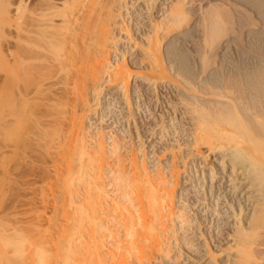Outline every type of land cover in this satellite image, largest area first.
<instances>
[{
  "label": "bare ground",
  "instance_id": "obj_1",
  "mask_svg": "<svg viewBox=\"0 0 264 264\" xmlns=\"http://www.w3.org/2000/svg\"><path fill=\"white\" fill-rule=\"evenodd\" d=\"M202 1L203 0H179L176 4H173L172 7L167 8V10L165 9L160 20L156 19L152 22L151 30L146 35V38H144L140 48L138 47L139 49L138 52H136L135 58L132 59L135 66L140 68V65H142V69L147 63V67H149L148 69H150L151 72L147 74L143 73V75L142 73L133 74L126 62L121 63L123 60L119 62L121 64L116 62L114 65H109L108 63V49L109 45H111L109 44L111 39L109 27L113 17L110 7V5L113 4L111 0H0V64L7 65L11 62L9 70L11 72L13 71L12 73L14 74L12 78H16L15 80L19 77L20 79L25 77V79L22 80L24 83L19 79L17 82H21L20 84L15 82V86H17V84H23L22 89L19 85L18 87L20 90L17 87L14 88V85L10 83L11 86L8 85V87L16 90L14 93V91L10 89V91H13L10 93L8 88L7 94L8 97H11L10 94L12 93L20 95L22 99L13 97L14 94L12 97L19 101V104L20 101L21 103L25 102L26 106L29 102L31 104L32 102L36 103V100H40L42 105V111H40L43 112L44 110V113H46L44 117L53 116L52 118H54V116H56V120L54 118V126L56 127L58 120V129L62 132L65 128L64 125L67 124L66 122H72L71 125L73 127V122L79 118L78 112L82 110L86 112L90 108L88 93H90L94 87L98 86L104 74L107 77L105 82H109L119 90H126L129 86V82L133 80V77L142 78L147 85L153 87L152 91L155 93L154 97H156V101H158V94L156 95L158 84L161 83L162 79H165V81L162 82L171 83L173 80L170 77L174 74V76H177L175 78H179V81H173L171 84L175 87L179 102L183 104L184 113L189 115L193 123L195 145H197L198 148H200V146L204 147V145L205 147L207 146V152H209V154L219 151L222 155L221 157L226 159V161L221 163L222 170L225 168L231 169L227 178L231 183L230 187L235 193V196L234 204L229 207L232 211L231 216L234 218L235 223L233 222L234 224L230 229L226 232L224 231L225 234H221L223 239H228L232 242V244L226 246L225 249H227V251H223L226 253L228 252L227 256H231V258L227 260L228 263L225 264H264V54L260 53L261 57L257 58L252 56V58L254 57L257 60L255 61V66L242 68L240 70L237 68L236 71L235 68L234 72H237V75L232 74L234 77L232 76L233 79L229 82L226 81L231 77L229 76L228 79L225 76L227 80L220 84L224 80H217V78H221L222 76L218 77L214 74L215 76L213 77L212 72L217 68L213 67L210 70L211 66L209 67L208 61L210 58L214 57L223 44L229 43L233 37L231 35L232 33L235 34L237 31L241 30L242 19L235 14L237 19L234 20L233 18V20L236 22V25L232 27L233 24L231 25L230 23L228 25V20H225L224 15L221 13L220 15L217 11L204 14L206 9H203L204 12L201 11L203 8L201 4ZM240 1H243L242 4L245 3L247 6H251L252 10L254 9L253 13L256 12L261 18L260 26H258V28L254 27V29L249 32L246 31V33L251 32L252 34L264 37V0ZM191 11L199 12L198 17L192 24L197 28H195L197 30L196 32H198L197 34L200 36L199 43H201V45H199L200 47L202 46V52H200L201 54L196 58L200 68V70H198L199 73L197 72V77H190V79L189 77L187 78V76L182 77L180 74V66L177 67L178 64H176V59H174L175 52L172 53L171 47L173 46H171V44L175 39L177 40L181 36L183 37L185 32L189 31V27L187 28V26L190 22V16L188 15ZM137 12H139V9ZM137 19L138 18L135 19L136 22ZM140 23L138 22L133 25L136 26L137 24L139 27ZM126 29L131 30V27H125V30ZM129 32L126 33L129 34ZM249 55H251V52ZM211 61H209V63ZM144 63L145 65H143ZM5 67L7 68L8 66ZM154 68L158 69L156 73L153 71ZM230 68H232V66ZM7 72L5 75L8 74ZM11 72L10 74H12ZM214 73H216V71ZM3 75L1 72L0 76L2 77ZM18 75L21 76L18 77ZM4 78L6 79V77ZM4 78H1L0 81L2 79L4 80ZM9 78L3 82H6V84L7 82H12L14 84L12 78L11 81L8 80ZM0 84H3L2 81ZM3 85H5V83ZM6 86L4 87L7 88ZM2 91L0 89V92ZM5 96L3 97L5 98ZM13 98L11 100H13ZM126 98L128 99V97ZM22 100L24 102H22ZM17 101L16 103H18ZM38 106L34 108L38 110ZM22 110L25 109L22 108ZM68 110H71L70 116L72 115L74 121L72 119L68 121ZM42 116L39 118L38 124L42 122ZM80 119H82V117ZM45 122L44 125L48 129V126H50L47 125L48 120ZM51 122L52 121L48 122V124ZM77 123L80 124V122ZM52 124L53 122L51 125ZM74 126L77 131L82 128L78 125L77 127L76 124ZM58 129H55V133H57L56 131H58ZM51 131L54 132V128ZM74 131L76 132V130ZM57 140L56 138H52L49 141L50 143L57 142V146L56 144L53 145L59 150L56 152L57 156H60V160H65L68 163L67 167L63 168L64 171L61 172V175L64 176L61 180L63 185L60 188L61 190L64 188L63 193L61 191V194L64 196V205L62 204L63 208L61 209L63 211V216H61L64 217V222L63 226L59 228V230L61 229V234L57 235L55 239L56 242L59 237V241L57 242L60 244V248L61 246L64 247L62 249L63 252L61 251L62 253H59L60 250L57 248L58 246L55 247L57 242L54 246L52 244V236H49L51 237L50 241L49 237L44 233L48 230L47 228L43 227V230L40 229L42 227L39 226V229L43 231L39 232V229L35 230V228L34 230L37 231L35 234L33 230V232L31 231L33 228L31 226L32 228L30 227L29 231L33 234L28 232L31 236L27 233L26 235L21 234V231H19L21 233H13L16 235L12 234L13 236L8 242L12 250V256L8 258V264H49V262H51L50 260H53L51 257H53L54 252L55 255L58 253L63 256L64 254L62 259L63 262L60 258V261L57 259L62 264H107L104 261L106 260L104 258L106 254L103 255L102 253L103 244L106 242L105 240H107L105 238H111V241H113V233L116 232H111V227L113 226L111 222V227L109 226L111 229L110 231L108 227L110 224L108 222L111 217L105 215V213L110 214L112 210H115V212L121 211L122 214H120L122 216L120 215V218H122V222L119 223L120 221H117L114 223L113 220L115 219H111V221H113L115 226L117 223L123 225V227L118 225L119 228L122 227V233H118V236H114L113 238L115 239L113 242L114 244H120L119 246L115 245L121 248L123 254L120 256L118 254L119 257L122 256L120 258L121 262L118 261V263L115 262L114 264H132L134 257L136 261L133 263L151 264V261L160 257V255L164 257L167 252L165 253L163 249L164 241L162 240V233L159 234V229L157 232L156 228L157 226L163 225V218L168 216V214L171 215L172 212V209L169 207L172 201L170 202L169 199L173 197V189L169 191L168 188H166L167 181L165 182L160 174L151 178L144 169H139V165L137 166L138 163L136 164L134 161L135 159L130 160L132 168L131 174L130 172L128 174V170L125 171L123 167H118L117 170H113L114 172L111 171L112 175L115 173V176L111 179L114 178L113 180L117 182V188L121 191L120 198L125 200V203H118L117 200V203L110 205L111 202L107 199L109 193L107 194V188L105 189L104 180H102L103 166L106 163L102 151L103 146H98V151L96 149L97 153H91L88 149L89 144L86 140L76 136L73 141L70 140V142H68V144L73 142L71 147L69 144L67 149L65 145L64 147L66 150L63 151L65 148L60 147L61 144L58 143L60 139ZM48 152L49 151H47V153ZM32 165L33 164L30 166ZM38 165L37 169L34 168L35 165L32 166V168L28 166V171L26 173L28 178L25 181L26 183H24L26 187H22V195L24 196L28 195L29 193L27 192L31 189L27 188V185H30L29 182L31 183L38 178V176L42 174L41 171H45V167L43 169L40 165L41 168H38ZM47 171L49 172V170ZM237 171L239 172L237 173ZM28 172L29 175H27ZM56 172L54 171V173L59 176L60 172ZM61 175L59 177H61ZM81 187H83L85 191L83 199L82 196L81 199H79ZM259 189H261V191ZM236 193H243L242 197L236 198ZM245 195H247L246 198ZM132 196H134V200L138 202L139 209H137L138 207H136V209L133 208L135 205L131 204L134 202ZM142 197L144 199L143 201H145L143 203ZM78 199L80 201L84 200V204L80 205ZM34 204L35 203L32 205ZM109 208L111 211H109ZM132 208L134 210H131ZM104 210L105 213L102 214ZM33 211H35V209L29 210L28 212L31 214ZM101 214L105 215L104 217L107 218L103 219ZM184 215V213L178 215V218L181 219L178 220L182 224H185L186 220H188L183 218ZM39 216L42 217L41 214ZM36 217L38 218V216ZM120 218L119 220H121ZM161 227H159L160 230L164 228ZM198 228L199 227H197L196 230ZM24 230L26 229H22V231ZM201 231L198 230L199 238L203 237ZM198 237H195V239L193 238L194 240L189 242L190 247L194 249V254H188L191 261L187 264H201L205 262L202 261L204 260V256L210 255V257H212V252L208 250L209 245L205 240L204 242L207 248L205 251L200 249V245L198 246L195 244ZM48 241L53 245V250L57 248L56 251L52 252V250H48V247L44 246L45 243L49 245ZM117 247L114 249L117 250ZM50 251L53 255L49 253ZM58 254L57 256L59 257L60 255ZM210 259L212 260L214 258ZM117 260H119V258H117ZM53 261V263L56 262L55 259Z\"/></svg>",
  "mask_w": 264,
  "mask_h": 264
},
{
  "label": "rangeland",
  "instance_id": "obj_2",
  "mask_svg": "<svg viewBox=\"0 0 264 264\" xmlns=\"http://www.w3.org/2000/svg\"><path fill=\"white\" fill-rule=\"evenodd\" d=\"M178 1L179 0H113V1L111 0L113 4H111L112 6L110 5V7L112 12L111 14L113 15V17L109 27L110 29L109 35L111 36V39L109 41V44L111 45H109V49H108L109 65L110 64L114 65V63L116 62L119 63L121 60H123L121 61V63L126 62L130 67V70L133 72V74L150 73L151 71L150 69H148L149 67H147V63L146 66H144L145 68L143 67L142 69V65H140V68L138 66H135L132 59L135 58L136 52H138L141 43H143L144 38H146V35L151 30L152 22H154V20L156 19L160 20L162 18L161 15L165 11V9L167 10V8L172 7L173 4H176ZM242 3L243 1L241 2L240 0L239 1L238 0H206V1L203 0L201 2L203 7L201 11L204 12V10L206 9L204 14H209V12L213 13V11L214 12L217 11V13L219 14L221 13L224 15L225 20H228V22L226 21L228 25L230 23L231 25L233 24L232 27H235L236 25V22L234 21L237 19L236 15H238L242 19L241 30L237 31L235 34L234 33L231 34L233 36L232 39L229 41V43L223 44L221 49L219 48L218 52L214 55L215 59L214 57L209 59V61L212 60L211 62H213V63L210 62L211 65L208 61L209 67L211 66L210 70L213 67L218 69L215 70L216 73H214L215 71L212 72L213 77L215 75H217L218 77L220 76L223 77L222 79V77L217 78L216 76L217 80L219 79H221L222 81L224 80L223 82H221L220 80L221 82L220 84L224 83L227 80V78L229 79V76L231 78L226 82H229L231 79H233L232 76L234 77V75H237V72L236 73L234 72L235 68L236 71L237 68L238 70H240L242 68H250V66L251 67L255 66L256 65L255 61H257L255 58L261 57L260 53L264 54V40H262L264 39V37L263 36L260 37L257 34H252L251 32H250L251 34L246 33V31L249 32L252 29H254V27L258 28V26H260L261 23L260 20L261 18L260 16H258L256 12H255L256 14L253 13L254 9L252 10L251 6L249 5L247 6L245 3L244 4ZM138 9L139 12H137ZM198 15L199 12L197 11L195 12L191 11L189 13L188 16H190L189 17L190 22L187 26V28L189 27L188 28L189 31L185 32V35H183V37L181 36L179 39L177 40L175 39V41H173L171 44V46H173L171 47L172 48L171 50L172 53L175 52L174 59H176L175 62L176 64H178L177 67L180 66L179 70L181 72L180 74L182 75V77H186V76L187 78L197 77L199 73L198 70H200L196 58L197 56L199 57V55L201 54L200 52H202L201 49L202 46L200 47L201 45V43H199L200 36L197 34L198 32H196L197 28L192 24L194 20L198 17ZM136 18L139 19V20L137 19V22L135 21ZM138 22L139 23L142 22L140 23L139 27L137 26V24L136 26L133 25ZM125 27L126 28L131 27V30L126 29L127 30L126 31ZM126 32H129V34H127ZM259 51H262L263 53ZM250 52L251 55H249ZM252 56H254L255 58L254 57L252 58ZM10 64L11 62L8 63L7 65L0 64V69H1L0 74L2 72V75L3 74L5 75V73L9 71L7 73L9 74L10 78L8 74L3 76L6 77V79L9 78L8 80L11 81L12 75L14 73H12L13 71L11 72L9 70L11 66ZM3 65L8 67L6 68ZM143 65H145V63ZM231 66L232 68H230ZM156 70L158 71V69L154 68L153 70L154 73L157 72ZM10 72L12 74H10ZM3 76L2 77L0 76V79L4 78ZM19 76L21 75H18V77ZM175 77L177 76H174L173 74V76H171L170 78H172L174 82H178L179 78H175ZM106 78L107 77L104 74L98 86L92 89L94 91L91 90L90 93H88L90 108L86 112H84L83 110L78 112L79 115L78 119L80 121L76 119L77 121L75 120V122H73L74 123L73 127L71 125L72 122L71 123L66 122L67 124L64 125L65 128L63 127L64 130L62 132L60 131V129H58V120L56 124L57 128L54 126L56 116H54L55 120L54 118H52L53 116L44 117L46 113H44L45 112L44 110L43 112H41L42 105L40 100H36L35 101L36 103L34 102H32L31 104L30 102L29 104L27 103L29 105L28 107V105L26 106L23 100L22 102L24 103H21L20 101L19 104V101L13 98V97L21 98L20 95L14 94L16 89L15 90L13 89L16 87L18 89L19 87L22 89L23 84L21 85L19 84L21 82L24 83L22 80H24L25 77L22 79H20L19 77L17 78V80H15L16 78L13 77L12 81L14 82V84L12 82L9 83L7 82L6 84V82H3L4 80L6 81L5 78L4 80L3 79L1 80L3 84L5 83V85L0 84L1 91L3 89V91L0 92L1 94L0 95L1 96L0 97L1 99L0 100V264H8V258L12 256V250L8 245V242L13 235H16L13 234L15 232L18 233L19 231H21L22 233L21 232L19 233L24 235H26V233L28 234V232L30 234L33 233L36 234L37 231L35 230H38L40 227H42L40 229L44 230L43 227H45L49 230V232H51L49 233L48 230L46 229L47 230L46 232L49 235L46 232L44 233L48 237L52 236L55 243L54 244L52 240V244L55 246L56 242L59 241V237L57 238L58 240L56 242L55 239L57 235L61 234L60 231L61 229L59 230V228L63 226V222H64L63 221L64 217H62L63 211L61 210L63 208L62 204L64 200V196L63 194H61V191L63 193L64 188H62V190L60 189L63 185L61 180L62 177L64 176L61 175V172L64 171L63 168H66L68 163L65 160L63 161L62 159L60 160L59 158L60 156L59 157L57 156L56 152L59 151L57 148H55L57 146V142L55 141L56 143L55 142L50 143L49 140H51L52 138L54 139L56 138V140L60 139L58 142L61 144L60 147H64L66 145L65 147L67 148L69 144H70L69 146L71 147L73 143L72 142L68 144V142H70V140L73 141V139L76 136L78 138H82L86 140L89 146L87 143L86 144L89 147L88 149L90 150L91 153H95V152L97 153L98 146L100 145L103 146L102 151L106 163L103 166L104 170L102 169L103 177L102 175L101 177L103 178L102 180H104L103 182L105 185V189L107 188L106 189L107 194L109 193L107 199L110 200L111 202V204L109 202L110 205H113V203L115 204L117 202L122 204V202L125 201L120 198L121 191L120 189L117 188L118 187L116 184L117 182L113 180L114 178L113 179L111 178L115 176V173H113L112 175V172H114L113 170H117L118 167L121 168L123 167L125 171L128 170L127 171L128 174L129 172L131 174L132 168H131L130 160L135 159L134 161L136 162V164L138 163L137 166L139 165L138 166L139 169L140 168L141 170L144 169L148 173V175H150L151 178L156 177L157 175L160 174L162 178L165 180V182L167 181L166 188H168L169 191L173 189L172 190L173 197L172 199L171 198L169 199L170 202L172 201L170 203L171 206L169 204V207L172 209L171 215L169 214L168 216L165 215L166 219L163 218L162 220L164 222V223L162 222L163 225L164 224L165 225L164 226L160 225L157 226L156 228V231L159 229V232L157 231L159 234L162 233L161 236H162V240L164 241L163 249L165 253L167 252L166 253L167 255L165 254L164 257L163 256L161 257L160 255V257H157V259L152 260L151 264L189 263L191 260L189 259L188 254L191 255L194 254V249L193 247L192 248L190 247L189 242L194 240L195 237L196 238L198 237V230L200 231L202 230L201 232L203 233L202 234L203 237L202 238L198 237V239L195 241V244L198 246L200 245L199 246L200 249H203L205 251V249L207 250L205 246V242H206L209 245L208 250L212 252L211 253L212 257H210V255L204 256L203 257L204 260L202 261L205 262H202L201 264L228 263L227 260H229L231 256H227L228 252L226 253L223 251H227V249H225L226 246L232 244V242L228 239H223L221 234L223 233L225 234V232L228 229H230V227L235 223L234 218L231 216L232 211L229 207L230 205L234 204L235 193L232 191L230 187L231 183L227 178V176H229L231 172L230 171L231 169L225 168L222 170L221 163H223V161H226V159L221 157L222 155L220 154L219 151L217 153L209 154V152H207L208 150L207 146L205 147L204 145V147L200 146V148H198L197 145H195L194 142L195 137L193 136L194 135L193 123L190 120L189 115L184 113V107L182 106L183 104L179 102L175 87L173 84H171L173 81L171 83L162 82L165 81V79L164 80L162 79L161 83L158 84L156 89V95L158 94L157 95L158 101H156V97H154L155 93H153L152 91L153 87L147 85L142 78L133 77V80L129 82V86L126 90L124 89L119 90L118 88H115L109 82H105ZM18 79L21 81L20 83L17 82ZM15 82L19 84L15 86L16 85ZM10 83L14 85L13 86L14 88L12 87L13 89H11V87H8V85L11 86ZM4 86H6L7 88H5ZM8 88L9 91L10 89L14 91V93L10 94L11 97H8L7 94ZM13 91H10V93ZM3 96H5V98ZM126 97H128V99ZM12 98L13 100L15 99L14 102L13 100H11ZM16 101L18 103H16ZM30 106L32 107V110ZM37 106H38V110L35 109L37 108ZM24 107H26L27 110ZM22 108L25 110H22ZM68 111H67V116L69 118L68 121H70V119H72V115L70 116L71 110L69 112ZM49 114L51 115V113ZM41 116L44 119L48 120V122L50 121L53 122L52 125H51L52 122L50 124H48L47 122V125H50L48 126L49 127L48 129L44 125L46 123L45 122L46 120H44L43 118H41L42 122L38 124L39 123L38 121L40 120L39 118ZM80 116L82 117V119H80L81 118ZM77 122H80V124ZM75 124L76 126L77 125L80 126V128L82 127L80 129L81 131L80 130L77 131V129L74 126ZM53 128H54V132L51 131L53 130ZM44 129L48 132H46ZM55 129H58V131H56L57 133H55ZM74 130H76V132ZM82 136H84L85 138ZM55 144L56 146H53ZM66 148L63 149V151H65ZM47 151L49 152L47 153ZM46 153L48 154V156ZM43 154H45L46 156ZM29 164L30 165L33 164L32 166L35 165L36 167L34 166V168L36 169H37V165L40 164L43 167V169L45 167V171L44 170L43 172L41 171L42 174H40L38 178L33 180L32 181L33 183L29 182L30 185H27V188L29 189L31 188V189L30 190L28 189L29 192L27 193L29 194L24 196L22 195V192H23V188L26 187L24 183H26L25 181L28 178V176H26V173L28 171V166L32 168V166H30ZM40 165H38V168L39 167L41 168ZM57 168L60 169L58 170ZM47 170H49V172ZM54 171L56 173L60 172L59 176L61 175V177H59L58 174H55ZM45 172L47 173L48 176L46 175ZM238 172L239 171H237V173ZM27 175H29V172ZM111 180H113L114 182ZM83 189H84L83 187L80 188L79 199H81V196L82 199L85 196V191ZM261 189L259 190L261 191ZM237 193H236L237 195L236 198H241L243 193L240 194ZM59 194H61L62 196ZM247 195H245V198ZM133 197L134 196H132V198ZM79 199L78 201H80ZM20 200H24V201H20ZM143 200L144 199L142 197V203L145 202ZM133 201L135 202V203L134 202L131 203L132 205H135L133 208L136 209V207H138L137 209H139L138 202L134 200V198ZM33 203H35L36 205L35 204L32 205ZM79 204L83 205L84 200H81ZM110 208L109 211H111ZM133 208L131 210H134ZM32 209H35V211L33 212H35L36 215L33 212H31V214L28 212L29 210ZM105 210L104 212L102 211V214L105 213ZM113 212H115V210L114 211L112 210L110 214L105 213V215L107 216L109 215L111 217L108 223L110 224L111 222L112 225L115 226L114 223H116L117 221H120L119 223L122 222V218H120V215L122 213L121 211L119 212L116 211L115 213ZM179 213L180 214L184 213L185 215L183 218H185V220L188 219L186 220L185 224L179 222V220H181L180 218H178V215H180ZM37 214L39 215L41 214L42 217H40ZM105 215H102L103 219L107 218L104 217ZM36 216H38V218ZM119 218L121 220H119ZM111 219L112 220L115 219L113 220L114 223L113 221H111ZM32 220L35 223H33ZM118 225H119L118 223L115 227L113 226L111 227V224L108 225V227L110 226L112 228L111 231L109 227L111 232H116L113 233L114 235L112 234L113 238L114 236H118V233H122L123 231L122 229L123 225H119L122 226L120 228ZM161 226L164 228H162ZM30 227L32 228L31 231L32 230L34 231V232L32 231L33 233L29 231ZM159 227L162 228L163 232L162 230H160ZM197 227L199 228L196 230ZM22 229H26V230L22 231ZM40 229L39 232H42L43 230L41 231ZM50 238L51 237H49V239ZM113 238H112L113 241H111V238L110 239L105 238L107 240L104 239L106 242L105 243L103 242L104 244H103L102 253L103 255L106 254L104 256L106 260L104 261L107 264H110V262L111 264L112 263L114 264L115 262L118 263V261L121 262L120 258L122 256L121 257L119 256L123 255L121 248L116 246V245L119 246L120 244L115 243L116 244L115 245L113 243L115 239ZM48 243L49 245L45 243L46 245L44 244V246L48 247V250H52V252L56 251V249L58 248L60 250L59 251L60 253L64 248L62 246L60 248L59 247L60 244H58L57 242V245L55 247L57 246L58 247L57 248L54 247L55 249L53 250V245L51 244V242L48 241ZM104 246L105 248H109V249H105ZM115 247H117L118 249L117 250L114 249ZM222 247L225 250H223ZM52 252L50 251L49 253L51 254ZM111 253L114 254L115 257ZM57 254L55 255L54 252V255L51 254L53 255V257L51 258H53V260L55 259V261L57 259L59 260L60 258V260L63 262L62 259L64 254L63 256L62 254L61 255L58 254L60 255L59 257L57 256ZM116 256L117 258H119V260H117ZM210 258H214V259L211 260ZM135 259L136 258L134 257L133 259L134 261H132V264H138L137 262L133 263L136 261ZM53 260L50 261L52 262ZM58 260L55 263L62 264L61 262H59L60 260L59 261ZM51 262H49V264ZM53 262L51 264H55ZM192 264H196V263H192Z\"/></svg>",
  "mask_w": 264,
  "mask_h": 264
}]
</instances>
